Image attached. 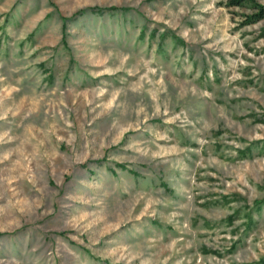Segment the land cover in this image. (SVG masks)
I'll list each match as a JSON object with an SVG mask.
<instances>
[{
	"label": "rangeland",
	"instance_id": "rangeland-1",
	"mask_svg": "<svg viewBox=\"0 0 264 264\" xmlns=\"http://www.w3.org/2000/svg\"><path fill=\"white\" fill-rule=\"evenodd\" d=\"M225 4L0 0V264H264V19Z\"/></svg>",
	"mask_w": 264,
	"mask_h": 264
},
{
	"label": "trees",
	"instance_id": "trees-1",
	"mask_svg": "<svg viewBox=\"0 0 264 264\" xmlns=\"http://www.w3.org/2000/svg\"><path fill=\"white\" fill-rule=\"evenodd\" d=\"M226 7L249 8L253 13L247 18L246 23L254 24L264 19V6L254 0H226Z\"/></svg>",
	"mask_w": 264,
	"mask_h": 264
}]
</instances>
